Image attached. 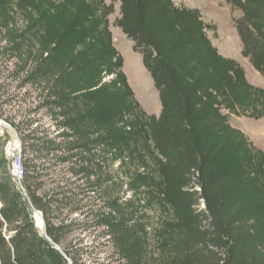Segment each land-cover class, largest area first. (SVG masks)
Returning <instances> with one entry per match:
<instances>
[{
  "label": "trees",
  "instance_id": "1",
  "mask_svg": "<svg viewBox=\"0 0 264 264\" xmlns=\"http://www.w3.org/2000/svg\"><path fill=\"white\" fill-rule=\"evenodd\" d=\"M109 1L0 0V58L14 60L12 76L48 120L10 122L25 145V193L0 170V264H80L66 244L77 224L64 216L82 212L78 197L90 190L104 204L84 229H102L121 264H264V150L229 121L264 118V88L219 52L199 9ZM226 2L241 12L242 56L264 77V0ZM116 3L115 26L142 55L159 116L123 71L109 22ZM115 164L127 199L110 194ZM150 209L160 212L153 228Z\"/></svg>",
  "mask_w": 264,
  "mask_h": 264
},
{
  "label": "rangeland",
  "instance_id": "2",
  "mask_svg": "<svg viewBox=\"0 0 264 264\" xmlns=\"http://www.w3.org/2000/svg\"><path fill=\"white\" fill-rule=\"evenodd\" d=\"M174 1L179 6L199 9L204 21L214 27L213 30L208 31V35L219 52L226 57L237 60L244 67L248 80L252 84L264 88V77L253 68L249 60L244 58L241 53V40L233 25V18L241 16L239 10H232L226 0ZM119 15L120 4L116 3L115 13L109 17V22L114 44L124 59L123 71L126 73L141 107L148 114L159 116L161 112L159 93L151 75L143 65L142 55L134 50L133 41L115 26V20ZM3 45L5 43L0 38V48ZM13 72L14 60L5 57L0 58V170L9 172L24 192L21 161L25 145L21 132L10 122L25 128L27 124L33 123L34 126H37L42 123V120L46 122L48 120L43 116V112L37 110L35 94L29 87L21 88L20 81L12 76ZM229 121L232 126L241 129L254 145L264 150V118L257 120L249 117L231 116ZM116 167L117 164L110 169V174L114 177L113 181L110 180V194L114 197L123 196L127 199L132 196V193L127 191V183L115 171ZM68 177L70 176L68 175ZM52 180L53 178L47 177L49 186H52ZM76 183L78 185L83 184L82 181ZM87 192H91V198L88 197L87 193L86 197L84 195L78 197L82 200L78 204L79 207H82V212L70 216H67L66 212L64 216L68 222L73 220L77 224L66 244L79 250L80 264H121L108 239L100 237L102 229H84L85 224L87 225L89 222L87 220L91 218V209L99 208L104 204L101 199L102 190ZM146 215L150 218L151 227L157 226L160 221L159 210L150 209ZM32 217L36 224L38 223L40 227L44 228L45 219L43 220L44 216L41 211L32 209ZM39 229L45 233L46 221L44 231ZM57 246L65 254L64 246ZM156 253L159 255V252ZM155 263L158 264V262Z\"/></svg>",
  "mask_w": 264,
  "mask_h": 264
},
{
  "label": "water",
  "instance_id": "3",
  "mask_svg": "<svg viewBox=\"0 0 264 264\" xmlns=\"http://www.w3.org/2000/svg\"><path fill=\"white\" fill-rule=\"evenodd\" d=\"M43 220H44V218H43ZM37 226H38L39 228H41V229L44 231V228H45V221H44V228L40 227L38 223H37ZM45 234H46V229H45ZM47 238H48L49 240H51L48 236H47ZM53 244H54V246H55L60 252H62L61 249L57 246V244H55V243H53ZM62 254H63L65 257H67L63 252H62ZM69 262H70V264H72L70 259H69Z\"/></svg>",
  "mask_w": 264,
  "mask_h": 264
}]
</instances>
